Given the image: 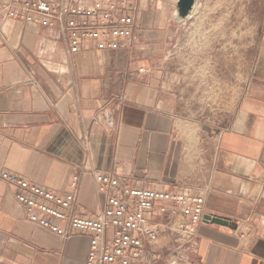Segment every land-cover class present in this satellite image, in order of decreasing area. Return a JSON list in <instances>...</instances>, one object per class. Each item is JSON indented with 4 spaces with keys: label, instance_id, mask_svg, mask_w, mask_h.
<instances>
[{
    "label": "crops",
    "instance_id": "obj_1",
    "mask_svg": "<svg viewBox=\"0 0 264 264\" xmlns=\"http://www.w3.org/2000/svg\"><path fill=\"white\" fill-rule=\"evenodd\" d=\"M177 1L137 0L127 45L71 54L58 26L8 17L0 0V172L59 194L77 172L83 214L104 203L95 172L203 194L221 222L185 244L164 233L138 264H264V16L238 93L223 95L222 68L233 92L242 65L237 0H197L182 21ZM88 245L28 221L0 180V264H84Z\"/></svg>",
    "mask_w": 264,
    "mask_h": 264
},
{
    "label": "built area",
    "instance_id": "obj_2",
    "mask_svg": "<svg viewBox=\"0 0 264 264\" xmlns=\"http://www.w3.org/2000/svg\"><path fill=\"white\" fill-rule=\"evenodd\" d=\"M6 15L41 26H58L68 52L85 43L99 50H116L134 37L137 0H4ZM0 180L14 189V198L28 221L61 238L86 234L84 264H138L146 245H156L164 233L175 241H191L204 217L205 196L122 182L110 173L95 172L96 190L104 203L96 213L76 210V172L69 190L56 193L10 171Z\"/></svg>",
    "mask_w": 264,
    "mask_h": 264
},
{
    "label": "rangeland",
    "instance_id": "obj_3",
    "mask_svg": "<svg viewBox=\"0 0 264 264\" xmlns=\"http://www.w3.org/2000/svg\"><path fill=\"white\" fill-rule=\"evenodd\" d=\"M264 16V0H237V12H236V20H237V53H238V58L241 57L242 59V65L241 69L237 73L236 77V90L233 92H229L228 88L229 86L224 83V80L228 79L227 78V73H224L225 71L222 68V82H221V88H222V94H230L234 95L237 91H239L238 86L242 81L245 79V73L248 72L249 68V61L252 56H254L256 47H257V42L258 38L260 35V26H261V21ZM234 19L233 15H231V20ZM247 22L248 26V35L249 38L252 39V44L248 45L247 43V50H244L245 45H244V36H245V30H244V25ZM247 51V62H245L244 58V53ZM239 61V60H238ZM234 79V78H233ZM232 86V85H231ZM232 88V87H231ZM234 88V87H233ZM228 91V92H227ZM223 99V96H222Z\"/></svg>",
    "mask_w": 264,
    "mask_h": 264
},
{
    "label": "water",
    "instance_id": "obj_4",
    "mask_svg": "<svg viewBox=\"0 0 264 264\" xmlns=\"http://www.w3.org/2000/svg\"><path fill=\"white\" fill-rule=\"evenodd\" d=\"M196 1L197 0H178L177 1L176 11H177L178 16L176 17L178 21L185 20L190 15L192 10L194 9ZM205 218L207 221L216 222V223L221 222L220 219L211 217L209 215H207Z\"/></svg>",
    "mask_w": 264,
    "mask_h": 264
}]
</instances>
